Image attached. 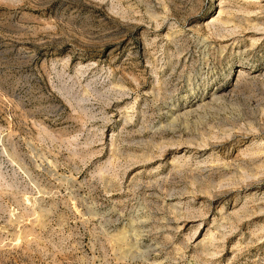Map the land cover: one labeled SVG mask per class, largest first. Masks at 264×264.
<instances>
[{
    "label": "rangeland",
    "instance_id": "1",
    "mask_svg": "<svg viewBox=\"0 0 264 264\" xmlns=\"http://www.w3.org/2000/svg\"><path fill=\"white\" fill-rule=\"evenodd\" d=\"M0 264H264V0H0Z\"/></svg>",
    "mask_w": 264,
    "mask_h": 264
},
{
    "label": "bare ground",
    "instance_id": "2",
    "mask_svg": "<svg viewBox=\"0 0 264 264\" xmlns=\"http://www.w3.org/2000/svg\"><path fill=\"white\" fill-rule=\"evenodd\" d=\"M200 99H203V96H201V98ZM202 101V100H201ZM191 107V106H190ZM194 107V106H193ZM192 110V109H191ZM186 111V110H185ZM190 111V110H189ZM120 239V238H119Z\"/></svg>",
    "mask_w": 264,
    "mask_h": 264
}]
</instances>
